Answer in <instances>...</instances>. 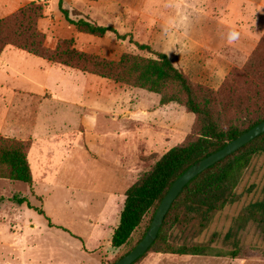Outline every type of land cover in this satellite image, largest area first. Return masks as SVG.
Wrapping results in <instances>:
<instances>
[{"label":"crops","instance_id":"1","mask_svg":"<svg viewBox=\"0 0 264 264\" xmlns=\"http://www.w3.org/2000/svg\"><path fill=\"white\" fill-rule=\"evenodd\" d=\"M31 1L46 3L37 27L45 34L47 47L73 38L74 45L83 50L84 39L98 37L69 23L59 10V0H0V18ZM102 1L62 0V6L70 14L77 10L75 16L96 22L116 16L118 9L113 4L105 8ZM189 1L198 12L206 3L208 18L214 21L206 33L219 37V49L226 45L251 49L264 33V0ZM164 30L165 35L178 34L168 26ZM199 32L205 34L202 28ZM230 33L237 34L231 41ZM136 89L130 92L141 91ZM129 103L125 91L102 77L52 64L12 45L4 47L0 53V135L28 142L31 186L52 223L44 217L46 225L34 224L30 230L43 229L65 242L66 250L83 257L97 256L101 244L110 241L126 190L140 175L141 156L147 155L141 140L135 145L137 133L132 125L147 124L148 114L154 111L157 118H152L161 120V114L169 111L140 110L139 106L134 110ZM89 162L97 165L95 174L99 172L103 179L99 185H85L87 173L82 167ZM10 197L0 196V211L7 200L12 202ZM12 203L32 209L26 202ZM20 227L17 255L25 264L23 239L30 230Z\"/></svg>","mask_w":264,"mask_h":264},{"label":"rangeland","instance_id":"2","mask_svg":"<svg viewBox=\"0 0 264 264\" xmlns=\"http://www.w3.org/2000/svg\"><path fill=\"white\" fill-rule=\"evenodd\" d=\"M186 1L180 3L178 0H103L105 8L113 4L118 9V13L113 18L104 16L99 22L91 21L112 26L119 33L129 34L134 41L148 44L154 51L169 54L172 63L186 75L191 83L200 84L214 91L218 90L231 70H240L244 66L257 43L247 50H240L234 45L217 48L219 37L206 33L210 28L209 24L214 23L213 19L208 18L206 3L201 5V10L198 12L191 9L189 0V3ZM76 13L77 10H73L69 15L73 19H78L79 17L75 16ZM165 26L178 34L165 35ZM199 28H202L205 34L199 32ZM82 42L86 46L83 50L75 45L74 47L108 60L117 61L122 53L155 58L153 53L146 49H139L128 38L118 39L111 32L102 37L84 39ZM104 80L115 84L120 91H125L126 101L131 102L130 107L134 110L138 106L140 110L147 111L169 110L161 114L163 117L161 120L152 118H157V111H154L148 114L150 119H147V124L132 125L134 128L131 130L137 133L134 138L135 145L138 140H141L140 147L147 151L145 157L141 156L143 159L138 169L139 174L148 172L160 156L171 147L185 144L199 136L201 123L196 115L188 111L183 104L171 101L164 106L159 103L160 94L158 93L107 78ZM134 88L141 91H135L137 94L130 92ZM166 92L182 96L180 91L175 90L173 84L168 85ZM212 112L222 129L229 127L244 129L257 115L264 112V105L261 103L259 110H245L243 107L225 106L223 108L221 104H217ZM164 118H166L165 121H163ZM0 137L4 136L0 135ZM93 164L89 162L82 167V170L87 173L84 180L87 186L88 184L99 185L103 181L99 172L95 174V170L98 169L97 165L95 164L94 167ZM8 173L7 166L0 163V196L6 199L17 191L26 194L30 205L42 208L41 198L33 191L32 183L12 180L8 177ZM235 193V200L217 211L209 224L201 231H198L194 223L184 224L179 228L166 227V240L169 246L203 245L208 249L211 248L213 253L221 255L179 254L150 250L134 264H264V226L252 219L241 217L245 206L249 203L264 200V154L251 157L240 176ZM0 219L2 221L0 264H23L22 259H19L17 255L20 245L17 230H21L20 226L24 231H28L34 227V224L46 225L44 216L26 206L16 207L7 200L0 211ZM148 219L149 216L144 217L129 242L118 252H107L103 260L99 258L101 264H111L132 249L141 238ZM229 231L231 235L227 237ZM27 234V237L23 239V248L25 249V246L27 248L25 264H99L96 255L83 257L68 251L64 246L65 242H60L61 240L44 233L43 229H37L36 226ZM101 247L106 251L109 248V241L101 244ZM230 250L235 252L234 256L226 254Z\"/></svg>","mask_w":264,"mask_h":264},{"label":"trees","instance_id":"3","mask_svg":"<svg viewBox=\"0 0 264 264\" xmlns=\"http://www.w3.org/2000/svg\"><path fill=\"white\" fill-rule=\"evenodd\" d=\"M45 5L43 2L31 1L12 14L0 18V53L6 45H12L52 64L144 88L160 94L161 105L171 101L183 104L201 123V132L196 139L168 149L148 172L141 173L127 188L118 223L111 233L109 248L105 251L100 247L97 251V257L103 260L107 252L116 253L128 243L144 217L149 216L141 238L144 236L164 194L190 165L264 120L263 112L244 129L236 127L222 129L212 112L217 104H221L223 108L243 107L245 110H259L260 104L264 105V33L244 66L240 70H231L220 88L214 91L200 84L191 83L166 53L154 51L148 44L134 41L129 34L119 33L112 26L100 25L88 19L71 18L69 11L63 8L62 0L58 1L60 12L78 31L95 36L111 32L118 39L128 38L139 49L153 53L155 58L122 53L117 61L108 60L78 50L74 47L73 38L59 39L53 48L47 47L45 34L37 27V21L43 16ZM169 84H173L175 90L180 91L182 96L168 94L166 88ZM27 149L28 142L0 137V163L7 166L8 177L31 184L32 174L27 160ZM256 154H264V132L192 178L172 202L155 240L146 252L153 250L179 254L221 255L213 253L211 248L203 245L169 246L166 240V227L179 228L184 224L194 223L198 231L205 228L217 211L235 200V188L240 176L251 157ZM10 200L18 205L26 202L29 208L43 215L48 224L52 225L44 210L30 205L24 194L13 193ZM241 217L252 219L264 226V200L249 203ZM230 235L231 231L227 233V237ZM226 254L234 256L235 252L230 250Z\"/></svg>","mask_w":264,"mask_h":264},{"label":"water","instance_id":"4","mask_svg":"<svg viewBox=\"0 0 264 264\" xmlns=\"http://www.w3.org/2000/svg\"><path fill=\"white\" fill-rule=\"evenodd\" d=\"M264 132V120L260 121L253 127L239 134L220 149L208 154L207 156L197 160L190 165L181 175H179L168 188L155 213L151 219L149 227L139 242L127 253L115 260L112 264H131L142 254H144L152 242L155 240L163 219L169 210L172 202L177 197L181 189L197 174L215 164L219 160L225 158L232 152L248 143L250 140Z\"/></svg>","mask_w":264,"mask_h":264},{"label":"clouds","instance_id":"5","mask_svg":"<svg viewBox=\"0 0 264 264\" xmlns=\"http://www.w3.org/2000/svg\"><path fill=\"white\" fill-rule=\"evenodd\" d=\"M236 33H230V41L236 37Z\"/></svg>","mask_w":264,"mask_h":264}]
</instances>
